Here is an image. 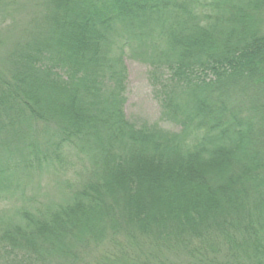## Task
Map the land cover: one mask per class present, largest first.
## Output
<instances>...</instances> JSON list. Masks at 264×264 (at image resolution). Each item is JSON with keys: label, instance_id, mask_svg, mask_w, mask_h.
<instances>
[{"label": "trees", "instance_id": "obj_1", "mask_svg": "<svg viewBox=\"0 0 264 264\" xmlns=\"http://www.w3.org/2000/svg\"><path fill=\"white\" fill-rule=\"evenodd\" d=\"M34 2L0 42V193L73 153L89 170L0 230L7 263L264 264V0ZM126 50L177 132L125 119Z\"/></svg>", "mask_w": 264, "mask_h": 264}, {"label": "rangeland", "instance_id": "obj_2", "mask_svg": "<svg viewBox=\"0 0 264 264\" xmlns=\"http://www.w3.org/2000/svg\"><path fill=\"white\" fill-rule=\"evenodd\" d=\"M19 2L21 9H9L0 14V42L5 45L20 36L22 28L33 14V9L36 8L34 0H20ZM117 54L116 50H112V57H117ZM122 62L126 70L123 93L125 119L137 127L143 124H156L163 130L177 132L179 130L177 127L161 120L160 104L154 96L148 64L133 59L127 50ZM88 170L89 162L73 153L63 163L60 162L53 167L35 170L31 174L17 175L15 180H11L12 185L0 193V230L11 221H16L17 214L23 210L32 212L35 209L54 208L65 202L76 187L87 178L85 176ZM117 245L119 247V244ZM108 247L101 245L90 247L87 252L89 256L83 255V258L79 260L82 263L91 264L93 260H98L109 249ZM123 248L128 249L124 244ZM46 257L45 261L38 260V264H71L70 259L56 256ZM7 262L6 255L0 253V264H8Z\"/></svg>", "mask_w": 264, "mask_h": 264}]
</instances>
